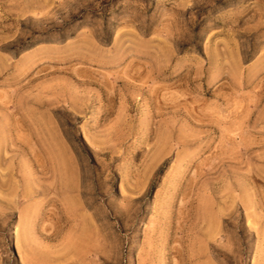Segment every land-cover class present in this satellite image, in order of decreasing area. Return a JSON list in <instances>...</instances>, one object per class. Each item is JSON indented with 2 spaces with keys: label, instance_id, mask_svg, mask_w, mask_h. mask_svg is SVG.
I'll list each match as a JSON object with an SVG mask.
<instances>
[{
  "label": "rangeland",
  "instance_id": "rangeland-1",
  "mask_svg": "<svg viewBox=\"0 0 264 264\" xmlns=\"http://www.w3.org/2000/svg\"><path fill=\"white\" fill-rule=\"evenodd\" d=\"M0 264H264V0H0Z\"/></svg>",
  "mask_w": 264,
  "mask_h": 264
}]
</instances>
